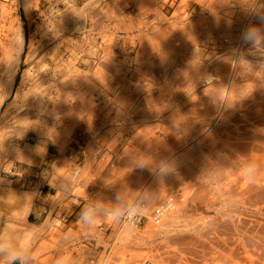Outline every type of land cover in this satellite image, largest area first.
Masks as SVG:
<instances>
[{"label": "rangeland", "instance_id": "rangeland-1", "mask_svg": "<svg viewBox=\"0 0 264 264\" xmlns=\"http://www.w3.org/2000/svg\"><path fill=\"white\" fill-rule=\"evenodd\" d=\"M10 2L0 23V235L29 247L27 264H56L65 254L73 264H264V39L251 47L238 40L253 13L264 15V0L104 1L127 31L147 30L136 37L151 49L147 64L164 78L150 98L157 123L128 127L126 157L111 168L106 160L87 166L88 187L72 191L104 217L95 228L79 222L81 210L66 216L70 222L26 220L35 193L10 174L33 172L46 153L63 152L76 137L83 124L67 99L86 80L55 60L69 46L51 43L50 21L34 19L42 0ZM130 7L142 16L124 22L120 13ZM62 16L59 22L74 13ZM145 18H152L149 29ZM19 28L24 41L15 62ZM58 172L63 188L67 170ZM143 182L149 188L141 189ZM136 196L142 218L128 232L111 213ZM168 199L173 207L153 221L151 209ZM52 201V208L80 204L60 191ZM229 204L236 207L225 211Z\"/></svg>", "mask_w": 264, "mask_h": 264}, {"label": "built area", "instance_id": "built-area-1", "mask_svg": "<svg viewBox=\"0 0 264 264\" xmlns=\"http://www.w3.org/2000/svg\"><path fill=\"white\" fill-rule=\"evenodd\" d=\"M10 1L0 0V23L2 5ZM104 1L107 0L41 2V9L34 19L44 18L50 21L48 36L51 43L64 44L66 48L69 46V49H63L55 60L59 65L76 67L82 72L79 77L87 81L79 82L71 88V98L67 99L76 124L83 126L79 127L75 139L66 145L62 153H46L43 162L32 174H19L13 171L10 175L16 179L20 187L47 186L51 178V169L65 167L69 182L60 189V192L66 194L67 198L87 203L72 193L76 187H88L82 181L86 167L98 168L101 162L106 160L105 167L111 168L117 160L126 157L123 155V144L127 145V141L130 140H126L127 137L124 136L127 134V128L135 122L152 124L158 121L156 114L149 113V109L152 108L150 98H155L160 92L159 87L164 74L153 69L147 75L138 76L137 67L141 59H138L137 53L141 40L136 35L143 28L127 31L123 23L107 13ZM129 9L130 12L136 10L133 7ZM72 13L74 16L70 17L69 21L59 22L63 19L62 15ZM40 16L42 18H39ZM79 16L77 24L74 23L75 18ZM146 18L145 25L149 26L147 28L149 29L152 18ZM66 37L71 38L72 43L64 42ZM84 96L89 97V103L85 101ZM131 112H134L135 118L129 123L127 116L132 115ZM62 158L66 160L65 163ZM171 201L168 199L151 209L153 221H159L173 207ZM89 205L93 206L90 203ZM132 206H135L138 214L128 219L131 224L133 221L139 224L142 214L138 196L122 211ZM45 212L48 221L55 219L67 222L69 217L61 216L60 213L57 216L54 208L46 209ZM119 226L122 227L120 222ZM90 263L93 264V260H90ZM145 264L152 263L145 261Z\"/></svg>", "mask_w": 264, "mask_h": 264}, {"label": "clouds", "instance_id": "clouds-1", "mask_svg": "<svg viewBox=\"0 0 264 264\" xmlns=\"http://www.w3.org/2000/svg\"><path fill=\"white\" fill-rule=\"evenodd\" d=\"M256 21L253 23L252 21ZM264 15L253 13L250 17L249 23L241 30L238 40L243 47H251L258 40L264 39ZM119 199V196H117ZM236 205H225V211H230ZM137 209L135 206L128 207L126 211H121L119 208L115 209L111 215L114 222L119 221L121 226L126 230H131V221L128 217H135ZM79 222L86 228H95L98 221L103 220L104 217L97 214V209L93 206H85L81 209L79 214ZM30 257V249L27 245H12L7 242V238L0 235V258H3L5 264H27ZM56 264H73L72 259L67 255L60 256Z\"/></svg>", "mask_w": 264, "mask_h": 264}, {"label": "crops", "instance_id": "crops-1", "mask_svg": "<svg viewBox=\"0 0 264 264\" xmlns=\"http://www.w3.org/2000/svg\"><path fill=\"white\" fill-rule=\"evenodd\" d=\"M122 15L124 16V22H129L130 20L133 21H137L136 18H140V15L137 10L132 13L129 11H125L122 13ZM136 19V20H135ZM75 139V138H74ZM73 139V140H74ZM72 140V141H73ZM51 153L54 154H58V153H62L59 152L57 149ZM60 167H56V168H52L50 171L51 174V178L48 180V185L44 186L42 188H39L38 185H28L26 186V188H28L29 190L33 191L35 193V197L32 200V202L29 204V211L27 213L26 216V220L29 224L31 225H40L42 224L45 219H46V209L47 210H51L52 209V198L55 197L57 195V192L60 191L61 189V181H62V177L59 174L58 170ZM34 172V171H33ZM33 172H29L28 174H32ZM14 181H16V179H13ZM65 185V182L62 186ZM80 206L79 205H75L72 203H68L67 201L62 202L61 204H57L56 206H54V211H60V215L61 216H70L72 215V213L75 211L76 213L73 215V218L76 217V215L78 214V211H80L82 209V207L86 204L84 201H80ZM67 203V204H66ZM69 212V213H68ZM71 220L67 218V222H70ZM89 242H86V244H88ZM75 249L79 248V244H77L76 246H74Z\"/></svg>", "mask_w": 264, "mask_h": 264}, {"label": "bare ground", "instance_id": "bare-ground-1", "mask_svg": "<svg viewBox=\"0 0 264 264\" xmlns=\"http://www.w3.org/2000/svg\"><path fill=\"white\" fill-rule=\"evenodd\" d=\"M15 1V4H16V0H14ZM24 0H21V2H23ZM28 1V0H27ZM26 2V1H25ZM11 3V2H10ZM24 3V2H23ZM29 3V2H28ZM18 8V7H17ZM5 9V8H4ZM3 13H4V11H3ZM3 15V14H2ZM157 18V17H156ZM35 21V20H34ZM37 22V21H36ZM40 24H41V22H40ZM37 27V26H36ZM21 28V27H20ZM18 29V33H17V36H16V38H17V48H16V51H15V55H14V57H15V62H18L19 60H20V56H21V53H22V46H23V41H24V36H23V32H22V30L21 29ZM141 34L143 33V32H145V33H147V30H145V29H142L141 31ZM15 38V39H16ZM15 41V40H14ZM144 45H146V44H144L142 41H141V45L139 44L138 45V53H137V56H138V59H141L139 62H138V67H137V72H138V76L139 75H144V74H149V73H151L152 72V70L153 69H151V67L147 64V62L148 61H150V59H151V49L149 48V47H144ZM12 49V48H11ZM13 50V49H12ZM13 52V51H12ZM7 53H9V52H7ZM11 53V52H10ZM13 57V56H12ZM8 69V68H7ZM7 71H9V70H7ZM6 74H8V73H6ZM85 82V81H84ZM85 83H87V81L85 82ZM67 107H70L71 108V106H67ZM71 111H72V108H71ZM56 113H58V112H56ZM132 113V115H130V116H127V119H128V122L130 123V121H132L134 118H135V115H134V112H131ZM150 113L152 114V112L150 111ZM156 113H158V112H156ZM154 115V114H153ZM158 115H159V113H158ZM61 116H62V112L60 113V115L59 116H57L56 117V120L57 121H60L61 120ZM156 116H157V114H156ZM159 117H160V115H159ZM157 123V122H156ZM151 126H152V124H151ZM144 160V159H143ZM168 160V159H167ZM142 161V160H141ZM145 161V160H144ZM127 162V164L123 161V162H121L122 164L124 163L125 165L124 166H128V161H126ZM143 162V161H142ZM142 162H140V163H142ZM130 166V165H129ZM128 168H130V167H128ZM156 172V171H155ZM151 176V175H150ZM153 176V175H152ZM113 177V176H112ZM119 177V176H118ZM142 178V177H141ZM141 178H139V179H141ZM144 178H146V177H143V179ZM148 178V177H147ZM150 178V177H149ZM153 178V177H152ZM151 178V179H152ZM150 179V180H151ZM148 180V179H147ZM149 180V181H150ZM144 181V180H143ZM149 181H146V183L147 182H149ZM150 182H152V181H150ZM139 185H140V182H139ZM148 185H149V183H148ZM150 185H151V183H150ZM135 186H138V184L136 183V185ZM147 185H145L144 186V182H143V186H142V184H141V189L143 188V190H145L144 189V187H146ZM151 187V186H150ZM147 188H149L148 186H147ZM146 188V189H147ZM140 189V188H139ZM166 200H164L163 202H165ZM163 202H161V203H163ZM160 203V204H161ZM139 204H140V206H141V203H140V200H139ZM130 205V204H129ZM141 209V208H140ZM110 217V216H109ZM137 226H138V224H137V221H133V224H131V227H132V229L130 230V231H132V230H136V228H137ZM122 228H124V227H122ZM124 230H126L125 228H124ZM126 231H128L129 232V230H126ZM151 263V262H150ZM143 264H145V262L143 263Z\"/></svg>", "mask_w": 264, "mask_h": 264}]
</instances>
